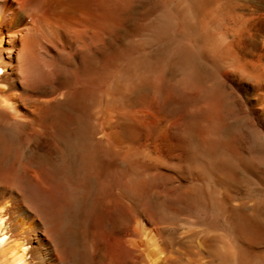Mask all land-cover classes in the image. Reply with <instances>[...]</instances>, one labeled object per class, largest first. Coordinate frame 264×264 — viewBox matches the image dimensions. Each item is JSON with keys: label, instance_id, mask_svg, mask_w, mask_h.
I'll use <instances>...</instances> for the list:
<instances>
[{"label": "bare ground", "instance_id": "bare-ground-1", "mask_svg": "<svg viewBox=\"0 0 264 264\" xmlns=\"http://www.w3.org/2000/svg\"><path fill=\"white\" fill-rule=\"evenodd\" d=\"M259 154L264 0H0V264H247Z\"/></svg>", "mask_w": 264, "mask_h": 264}, {"label": "rangeland", "instance_id": "rangeland-1", "mask_svg": "<svg viewBox=\"0 0 264 264\" xmlns=\"http://www.w3.org/2000/svg\"><path fill=\"white\" fill-rule=\"evenodd\" d=\"M263 157H264L263 155L259 154V157H256L257 162H259V163L262 162ZM262 169L264 171V166H262ZM258 177H259V180H257L256 178H249L247 175H243L242 185L244 186V191H242L243 196L241 198V202L245 203V204L247 203V205H251L250 207H248L247 205H244L245 207L243 210H245L246 212L252 213L256 218H258L257 219L258 221H260L261 223H264V183H262L264 181H262L260 179L261 178L260 175H258ZM259 250L260 249L255 251V253L256 254L260 253V256L253 254L254 259L252 258L251 260H249L247 264H252L253 262H254L253 264H264L263 263L264 262V255H262V254H264V251H263L264 248H261V250H260L261 252H259ZM229 251L230 250L227 251V254L229 253ZM233 251H235L236 254H238V252H240V251H238L237 248L236 249L234 248ZM223 252H226V251H223ZM253 260H256V261H253ZM233 263L234 264H241L238 261L236 263L232 262L231 264H233ZM243 264H244V262H243Z\"/></svg>", "mask_w": 264, "mask_h": 264}]
</instances>
